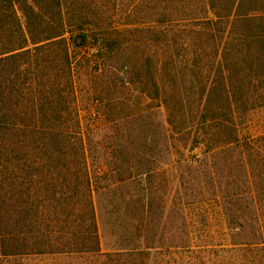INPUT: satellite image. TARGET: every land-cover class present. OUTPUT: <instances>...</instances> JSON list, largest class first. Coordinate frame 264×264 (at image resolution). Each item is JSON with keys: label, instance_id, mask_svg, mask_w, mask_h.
Segmentation results:
<instances>
[{"label": "trees", "instance_id": "trees-1", "mask_svg": "<svg viewBox=\"0 0 264 264\" xmlns=\"http://www.w3.org/2000/svg\"><path fill=\"white\" fill-rule=\"evenodd\" d=\"M89 40L149 99L97 156L70 50ZM258 108L264 0H0V264H264V119L239 133ZM166 154L178 172L164 198Z\"/></svg>", "mask_w": 264, "mask_h": 264}, {"label": "rangeland", "instance_id": "rangeland-1", "mask_svg": "<svg viewBox=\"0 0 264 264\" xmlns=\"http://www.w3.org/2000/svg\"><path fill=\"white\" fill-rule=\"evenodd\" d=\"M70 50L74 59V79L81 123L84 132L90 139L88 143L89 152L91 155L97 156L102 150V145L119 142L117 139L113 140L115 139L114 136L118 135L120 137L123 132H127V128L131 124L128 123L129 115L137 113L141 108L143 109L149 99L147 97L140 98V93L134 89L132 84H125L121 81V77L127 74V69L115 58L106 60L102 53L95 54L94 43L91 40L86 43V46L75 47L70 44ZM96 98L99 99V102L95 101ZM96 111H98V116L92 114ZM151 118L154 120L153 129L157 122L162 119L159 113H152ZM263 119V108L248 111L240 125V136L244 137L259 133ZM136 126L137 124L131 125L133 131L130 132V135L132 137L138 135ZM152 129L151 135L154 137L153 139L157 140L159 134L154 133L153 135ZM119 139L123 141V138L120 137ZM169 142L171 148L174 149L175 146L181 147L185 142V138L177 140L169 137ZM181 151L185 156L200 153L199 148H195L192 152H189L187 148H181ZM171 159L172 157L166 154L164 158L153 163L158 189L155 195H164V198L174 195V190L177 187L176 175L178 170L171 165ZM110 185L111 187L114 186V184ZM126 186L130 191L137 189L138 192L143 187L140 183L135 186L130 182L126 183ZM107 196L105 193L95 195L100 221L101 248L103 250L113 247V236L108 231L110 226L108 224V213L105 211L106 207L109 209L105 202ZM164 224L167 226L166 223Z\"/></svg>", "mask_w": 264, "mask_h": 264}]
</instances>
